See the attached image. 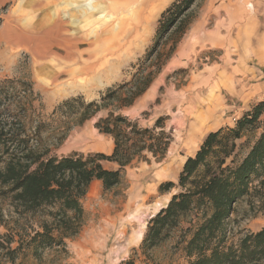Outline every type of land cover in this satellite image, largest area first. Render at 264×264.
Instances as JSON below:
<instances>
[{"label": "rangeland", "instance_id": "374dc122", "mask_svg": "<svg viewBox=\"0 0 264 264\" xmlns=\"http://www.w3.org/2000/svg\"><path fill=\"white\" fill-rule=\"evenodd\" d=\"M85 1L55 0L49 9L55 19L69 18L70 32L79 33L80 39L64 42L42 36L48 42L41 50L40 43H33L34 49L0 51L4 55L0 53V79L26 81L33 90L25 117L29 127L40 120L51 122L53 110L66 98L83 95L90 101L108 87L130 80L135 65L154 43L161 13L174 0H94L96 9L88 14L78 9ZM42 12L26 9L20 14L24 22H35ZM11 13H17L11 3L0 7L2 20ZM186 16V31L163 42L160 70L151 86L121 111L142 126L165 118L173 137L165 157L151 163L134 161L125 168L121 184L109 191L91 186L83 199L84 225L64 246L46 249L37 257L27 247L12 255L4 250L0 264H189L174 238L148 251L141 248L152 214L176 192L161 193L157 181L177 182L186 158L209 131L233 125L264 98V0H197ZM67 62L82 73L72 78L63 74L57 81L48 78ZM86 64L94 66L92 74L85 71ZM103 114L72 127L62 141H57L61 133L45 125L41 131L49 154H111L113 137L95 125ZM103 164L118 167L113 162ZM3 206L8 215L12 207L7 202ZM237 219L239 229L256 231L264 226V214L250 216L245 201ZM21 223L30 229L25 220ZM5 232L0 225V233Z\"/></svg>", "mask_w": 264, "mask_h": 264}, {"label": "trees", "instance_id": "16d2710c", "mask_svg": "<svg viewBox=\"0 0 264 264\" xmlns=\"http://www.w3.org/2000/svg\"><path fill=\"white\" fill-rule=\"evenodd\" d=\"M196 1L174 0L161 13L154 43L130 80L108 87L90 101L83 95L66 98L53 110L51 122L40 120L29 127L25 117L33 94L30 83L0 79V225L7 230L0 233V252L12 255L27 247L37 257L46 249L64 246L84 225L83 199L94 180H101L104 191H109L121 184L125 168L134 161L151 163L165 157L173 138L165 118L142 126L121 111L151 86L160 70L163 42L186 31V14ZM100 112L104 114L95 125L113 137L111 154H49L41 131L45 125L61 133L57 141H62L72 127ZM104 161L118 167L108 168ZM174 189L167 205L149 219L143 251L174 238L189 264H264V226L253 231L235 225L243 201L250 216L264 214V98L233 125L206 134L186 158L178 181L159 186L161 193ZM6 202L12 207L8 215ZM9 216L15 220H6ZM10 260L14 262L15 256Z\"/></svg>", "mask_w": 264, "mask_h": 264}, {"label": "crops", "instance_id": "0c3cea01", "mask_svg": "<svg viewBox=\"0 0 264 264\" xmlns=\"http://www.w3.org/2000/svg\"><path fill=\"white\" fill-rule=\"evenodd\" d=\"M54 1L55 0H0V7L7 3H11L13 10H16L17 12L16 14L11 13L7 17H4L0 24V51L11 50V48H18L20 46L34 49L33 43L36 45L37 43H40L41 46H37L38 50H40L44 44L48 42L47 40H44V38H40L42 36H53L56 41L62 40L64 42L76 40L77 38L80 39L81 36L79 33L76 32V34L70 32L69 18L63 17L64 19H55L54 15L49 12L51 3ZM70 5L74 6L73 3H70ZM26 9L40 11V13L43 12L38 16L35 22L31 20L24 22L20 12ZM82 40L86 41L83 36ZM1 55L4 57L2 53ZM208 105L210 107V113L213 114L214 111L211 109L212 103H209ZM165 180L172 181L170 179H161L157 181V185L160 186L161 183L166 182ZM91 186H101L103 188V183L101 180H94L90 185V192L92 191ZM89 191L87 194H89ZM169 199L170 198L167 199V203ZM167 203L164 206H166ZM85 210L87 211V209ZM154 214H152V216Z\"/></svg>", "mask_w": 264, "mask_h": 264}, {"label": "bare ground", "instance_id": "6f19581e", "mask_svg": "<svg viewBox=\"0 0 264 264\" xmlns=\"http://www.w3.org/2000/svg\"><path fill=\"white\" fill-rule=\"evenodd\" d=\"M93 1L94 0H86L83 4H80L78 7L79 10L84 11L85 14H88L90 11L93 12L95 11L96 7L93 5ZM77 9V10H78ZM78 10V11H79ZM84 15V14H83ZM64 19V18H63ZM69 20V19H68ZM44 47H46V44H44V46L41 48L43 49ZM40 49V50H41ZM87 66H85V71L86 72H90L92 74L91 71H95L94 66L86 64ZM80 73H82V70H79L78 67H75L73 65V62H67V64L64 65L63 68H54L53 73H51L50 77L48 76V78L52 81H57L59 79V77L63 74L68 75L70 78L79 75ZM94 80V79H93ZM100 80V79H99ZM139 234V233H138ZM139 237H141V235H139Z\"/></svg>", "mask_w": 264, "mask_h": 264}]
</instances>
